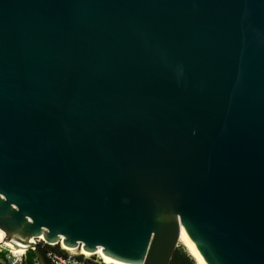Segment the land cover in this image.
<instances>
[{
	"label": "water",
	"instance_id": "obj_1",
	"mask_svg": "<svg viewBox=\"0 0 264 264\" xmlns=\"http://www.w3.org/2000/svg\"><path fill=\"white\" fill-rule=\"evenodd\" d=\"M0 230L264 264V0H0Z\"/></svg>",
	"mask_w": 264,
	"mask_h": 264
},
{
	"label": "built area",
	"instance_id": "obj_2",
	"mask_svg": "<svg viewBox=\"0 0 264 264\" xmlns=\"http://www.w3.org/2000/svg\"><path fill=\"white\" fill-rule=\"evenodd\" d=\"M35 243H40L43 245V242L41 240H35ZM46 247L48 251V257L51 259L52 264H88L87 256L82 255L80 252L77 251V249L71 251H65V253H58L52 250L55 246L61 245H43ZM3 251H0L3 255L0 257V264H23L22 257L25 258L26 261V253L29 251H23L22 253H13L10 248L8 247H2ZM31 264H41L38 258L34 255V257L31 260Z\"/></svg>",
	"mask_w": 264,
	"mask_h": 264
},
{
	"label": "bare ground",
	"instance_id": "obj_3",
	"mask_svg": "<svg viewBox=\"0 0 264 264\" xmlns=\"http://www.w3.org/2000/svg\"><path fill=\"white\" fill-rule=\"evenodd\" d=\"M181 234H182V230L180 232V240H179V244L181 246H183V248L185 249V251L187 252V254L192 258V260L195 262V264H200L196 259L195 257L191 254V252L189 251V249L187 248V246L184 244V242L182 241L181 239ZM0 245H3L4 247H8L11 249V251L13 253H22L24 251V247L22 246H16L15 243H12V242H6L5 241V235L4 233L0 230ZM61 248H63L64 250L66 251H73L75 249H70V248H66L64 247L63 245H61ZM78 252H80L82 255H85V256H92L93 254L91 253H86L84 252L82 249H77ZM94 255L98 256V258L103 262V264H118L116 262H113L111 260H108V259H105L101 253H100V250H98L96 253H94Z\"/></svg>",
	"mask_w": 264,
	"mask_h": 264
},
{
	"label": "trees",
	"instance_id": "obj_4",
	"mask_svg": "<svg viewBox=\"0 0 264 264\" xmlns=\"http://www.w3.org/2000/svg\"><path fill=\"white\" fill-rule=\"evenodd\" d=\"M53 251L58 253H65L63 250L59 249V246H55L52 248ZM3 254L0 253V257ZM34 257V254L29 251L26 253V264H31V260ZM89 261H87L88 263ZM170 264H195L192 258L184 251L182 248L176 249L171 260Z\"/></svg>",
	"mask_w": 264,
	"mask_h": 264
},
{
	"label": "rangeland",
	"instance_id": "obj_5",
	"mask_svg": "<svg viewBox=\"0 0 264 264\" xmlns=\"http://www.w3.org/2000/svg\"><path fill=\"white\" fill-rule=\"evenodd\" d=\"M3 247V246H2ZM2 247H0V251H3V248ZM180 248H182L184 251H185V249L183 248V246H181L180 244H178V247H177V249H180ZM59 249H63V248H61L60 246H59ZM65 252V251H64ZM87 259H88V264H103V262L98 258V256H96V255H90V256H87ZM195 263V262H194Z\"/></svg>",
	"mask_w": 264,
	"mask_h": 264
}]
</instances>
